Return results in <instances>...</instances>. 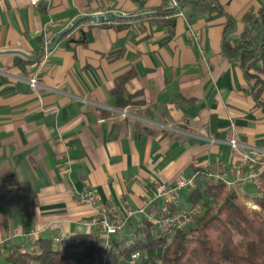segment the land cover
<instances>
[{"label": "crops", "instance_id": "0c3cea01", "mask_svg": "<svg viewBox=\"0 0 264 264\" xmlns=\"http://www.w3.org/2000/svg\"><path fill=\"white\" fill-rule=\"evenodd\" d=\"M178 2L181 15L169 26L160 14L167 0H0V242H10L0 264L10 248L38 253L43 240L90 236L96 209L140 208L159 183L195 172L209 183L211 166L228 169L243 153H256L264 173V110L223 52L224 43L240 44L264 0ZM82 16L121 19L88 20L42 57L46 34L54 39ZM128 73L129 104L119 107L112 91ZM85 188L96 190V205L73 200ZM257 189L236 193L251 200ZM189 195L180 207L191 205ZM123 250L115 242L117 264H128ZM81 253L71 250L70 264L90 263Z\"/></svg>", "mask_w": 264, "mask_h": 264}, {"label": "trees", "instance_id": "16d2710c", "mask_svg": "<svg viewBox=\"0 0 264 264\" xmlns=\"http://www.w3.org/2000/svg\"><path fill=\"white\" fill-rule=\"evenodd\" d=\"M176 13V10L167 9L160 14L169 17L167 24L173 26ZM257 15L248 17L253 25L245 29L240 44L231 49L224 43L223 52L241 66L251 96L264 110V102L260 99L264 90V12ZM228 19L226 29L234 24ZM87 21L77 23L71 32ZM254 28L259 30V35L253 36ZM131 77L128 73L116 80L112 95L119 107L129 104L125 84ZM207 184L199 185L189 195L191 205L202 204V214L170 237L152 239L147 235L144 242L133 248L146 253V258L135 264H264V173L260 177L258 196L251 200L228 192L223 185L208 187ZM9 245L7 242L3 248ZM79 247H82L81 259L91 261L95 250L90 236H75L58 246L43 240L39 242L38 253H21L10 248L4 259L8 264H70L69 252ZM131 251L124 249L121 255L128 261ZM118 260L119 256L109 254V264H117Z\"/></svg>", "mask_w": 264, "mask_h": 264}, {"label": "built area", "instance_id": "2783aa9c", "mask_svg": "<svg viewBox=\"0 0 264 264\" xmlns=\"http://www.w3.org/2000/svg\"><path fill=\"white\" fill-rule=\"evenodd\" d=\"M51 0H29L31 6L40 3H49ZM168 8L176 10V15H181L178 11V0H167ZM43 43V51L51 45L53 38L46 34ZM29 86L34 89L38 85L37 79L32 76L28 80ZM232 150L239 151V143L232 137L229 140ZM256 153H243L240 160L225 169L223 164H215L207 170L210 178L207 186L223 185L225 189L232 193L245 188L248 185H259L262 172L257 168ZM200 173L195 172L188 178H179L173 184L159 183L155 185L154 193L147 198L145 204L140 208H134L128 204H123L120 211L107 205L98 208L94 216L86 223L89 228V235L92 238L95 255L90 264H109V254L113 252L115 242H121L127 251H131L128 264L145 259L146 253L141 249H133L137 243H142L148 235L152 239L159 237H170L177 230H182L190 225L202 214V206L199 204L190 205L182 209L181 196L184 192H192L200 185ZM73 200L77 205L94 206L99 201V195L92 188H85L73 193ZM158 201V210L152 209L153 203ZM133 232L128 238L123 239V234L130 227ZM28 236L36 235L30 232ZM4 243L0 242V251Z\"/></svg>", "mask_w": 264, "mask_h": 264}, {"label": "water", "instance_id": "95a60500", "mask_svg": "<svg viewBox=\"0 0 264 264\" xmlns=\"http://www.w3.org/2000/svg\"><path fill=\"white\" fill-rule=\"evenodd\" d=\"M119 19H121V18H119L118 16H107V17L82 16L77 21H75L74 24H72L71 26H69V27L63 29L61 32H59L56 35L52 45L46 51H43L41 56L45 55L46 53H50L57 46V44L60 42V39L62 38V36L71 32L73 30V28L77 25V23H79L80 21L89 20L93 23H104V22L116 21ZM18 53L21 54L22 56H25L26 58H29V59H38L40 57L39 56V57L32 58V57L25 55L22 52H18Z\"/></svg>", "mask_w": 264, "mask_h": 264}, {"label": "rangeland", "instance_id": "374dc122", "mask_svg": "<svg viewBox=\"0 0 264 264\" xmlns=\"http://www.w3.org/2000/svg\"><path fill=\"white\" fill-rule=\"evenodd\" d=\"M216 185H210V186H208V187H215ZM189 194V193H188ZM182 202V201H181ZM189 203V201L188 202H184V200H183V207H182V209H186V208H188L190 205L188 204ZM200 206H202V204H200V203H198ZM202 211H203V207H202ZM87 264H90L89 262L87 263Z\"/></svg>", "mask_w": 264, "mask_h": 264}]
</instances>
